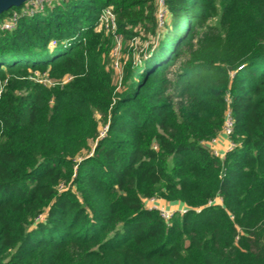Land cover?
<instances>
[{
    "label": "trees",
    "instance_id": "obj_1",
    "mask_svg": "<svg viewBox=\"0 0 264 264\" xmlns=\"http://www.w3.org/2000/svg\"><path fill=\"white\" fill-rule=\"evenodd\" d=\"M29 2L0 14V264H264V0ZM117 37L158 44L119 73Z\"/></svg>",
    "mask_w": 264,
    "mask_h": 264
},
{
    "label": "built area",
    "instance_id": "obj_2",
    "mask_svg": "<svg viewBox=\"0 0 264 264\" xmlns=\"http://www.w3.org/2000/svg\"><path fill=\"white\" fill-rule=\"evenodd\" d=\"M31 1L33 0H30V2ZM156 4H157V17H158V22H159L158 24H159V27H163L165 25L166 16L168 14L166 0H156ZM99 23L106 25L107 27H110L111 25V28L113 29L115 28V15L113 13L112 7H108L103 10L100 16ZM13 26H14V23L6 22L2 28H12ZM116 39H117V44H120V40L118 41V37ZM233 126H234V119L231 114V111L228 110L226 112L222 134L219 137L215 138L212 142H210V145L212 149H214L215 154H218L222 157L226 150H230L234 147V144L229 139ZM223 141H226V148L224 150L218 149L216 146L217 145L216 143H222ZM146 201L147 200H145V204H146ZM158 201H159L158 199H154V198L150 199V202H153V204L152 206L147 207V208L158 209L166 220H169L172 217V215L179 210V208L177 210L169 209L168 207L162 206ZM186 210L187 208L183 206L181 207L179 212L184 213L186 212Z\"/></svg>",
    "mask_w": 264,
    "mask_h": 264
},
{
    "label": "rangeland",
    "instance_id": "obj_3",
    "mask_svg": "<svg viewBox=\"0 0 264 264\" xmlns=\"http://www.w3.org/2000/svg\"><path fill=\"white\" fill-rule=\"evenodd\" d=\"M42 1H44V0H33V1L29 2V4H31L33 6V9L32 10L30 9V12H33L36 10L39 11L42 6L37 7V5L41 4ZM119 40H120V44H117V48H115V50L113 52V58H112V60H113L112 64H114L115 70L119 73L122 72V65L131 56L130 55L131 54V52H130L131 48L133 49V52H134L135 61L140 62L142 57L146 58L148 56L145 53V50L147 49V47L150 44H155V45L158 44L157 39L150 38V39H146V40H141L139 37H137L136 39L126 40V44L123 46L122 45V39L120 37H118V41ZM118 76H120V75L118 74ZM33 79H35V80L41 79L45 82H48L49 84L53 83V81H50V79L47 78L46 75H41L40 73H36L34 75ZM117 79H120V77H117ZM119 85H120V83H119ZM2 88H3V82H0V91ZM216 144H217L216 146L218 149H222L223 143H216ZM224 149H225V147H224ZM152 204H153V202H150V199L146 201V207H150V206H152ZM168 208L172 209V210H177L178 208H179V210L181 209V207L174 206V205H170V207L168 206Z\"/></svg>",
    "mask_w": 264,
    "mask_h": 264
},
{
    "label": "water",
    "instance_id": "obj_4",
    "mask_svg": "<svg viewBox=\"0 0 264 264\" xmlns=\"http://www.w3.org/2000/svg\"><path fill=\"white\" fill-rule=\"evenodd\" d=\"M30 0H0V14L12 7H18Z\"/></svg>",
    "mask_w": 264,
    "mask_h": 264
},
{
    "label": "crops",
    "instance_id": "obj_5",
    "mask_svg": "<svg viewBox=\"0 0 264 264\" xmlns=\"http://www.w3.org/2000/svg\"><path fill=\"white\" fill-rule=\"evenodd\" d=\"M222 143H223L222 149L224 150V147L226 148V141H223ZM158 202L165 207H168V206L170 207V205L179 206V207L182 206V205H178V204H172V203H169V202H166L163 200H159Z\"/></svg>",
    "mask_w": 264,
    "mask_h": 264
},
{
    "label": "bare ground",
    "instance_id": "obj_6",
    "mask_svg": "<svg viewBox=\"0 0 264 264\" xmlns=\"http://www.w3.org/2000/svg\"><path fill=\"white\" fill-rule=\"evenodd\" d=\"M22 6V5H21ZM19 7V6H18Z\"/></svg>",
    "mask_w": 264,
    "mask_h": 264
}]
</instances>
